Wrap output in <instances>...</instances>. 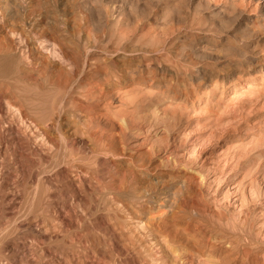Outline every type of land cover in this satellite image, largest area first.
Returning <instances> with one entry per match:
<instances>
[{
	"label": "rangeland",
	"instance_id": "374dc122",
	"mask_svg": "<svg viewBox=\"0 0 264 264\" xmlns=\"http://www.w3.org/2000/svg\"><path fill=\"white\" fill-rule=\"evenodd\" d=\"M261 4L0 0V264H264Z\"/></svg>",
	"mask_w": 264,
	"mask_h": 264
},
{
	"label": "bare ground",
	"instance_id": "6f19581e",
	"mask_svg": "<svg viewBox=\"0 0 264 264\" xmlns=\"http://www.w3.org/2000/svg\"><path fill=\"white\" fill-rule=\"evenodd\" d=\"M256 1V0H255ZM262 1V6L264 7V0H261ZM6 2V1H5ZM228 2V1H227ZM18 3V2H17ZM28 17V16H27ZM28 19H30L29 17H28ZM35 20V19H34ZM32 22V21H31ZM42 31V30H41ZM51 42V41H50ZM52 44V43H51ZM55 46V45H54ZM140 64V63H139ZM149 67V66H148ZM123 69V73H124V68H122ZM143 71H144V69H143ZM147 71H148V69H147ZM149 71H150V69H149ZM140 72V71H139ZM164 72V71H163ZM153 73V72H152ZM160 74V73H159ZM119 75V74H118ZM141 75V74H140ZM143 76V75H142ZM145 77H146V75H145ZM148 77V76H147ZM150 77V76H149ZM125 78V77H124ZM151 78V77H150ZM153 78V77H152ZM155 78V77H154ZM116 80V79H115ZM43 120V119H42ZM37 124V123H36ZM37 125H39V124H37ZM42 125V124H41ZM40 126V125H39ZM44 126V125H43ZM37 127V126H36ZM41 127V126H40ZM38 129H39V127H38ZM40 132V131H39ZM42 134H44V133H42ZM45 137V136H44ZM119 203V202H118ZM121 204V203H120ZM160 205H161V203H160ZM163 206V205H162ZM159 210V209H158ZM131 211V210H130ZM159 213V212H158ZM130 214V213H129ZM135 215H136V213H135ZM153 215V214H152ZM149 216V215H148ZM159 216H161V215H159ZM128 217V216H127ZM131 217V216H130ZM154 217V216H153ZM157 218H158V216H156ZM126 218V217H125ZM149 218V217H148ZM147 218V219H148ZM152 218V217H151ZM155 218V217H154ZM144 219H145V217H144ZM111 221V220H110ZM149 221V220H148ZM161 221V220H160ZM139 222V221H138ZM142 222V221H141ZM145 222V221H144ZM115 223V222H114ZM146 223V222H145ZM149 223H151V222H149ZM154 225V224H153ZM152 225V226H153ZM113 226H116V224L115 225H113ZM119 226V225H118ZM117 227V226H116ZM140 228V227H139ZM146 228V227H145ZM153 228V227H152ZM135 229V228H134ZM149 233H150V230H149ZM124 234V233H123ZM151 234V233H150ZM124 237V236H123ZM156 238V237H155ZM167 239V238H166ZM170 239V238H169ZM212 239H214V237L212 238ZM218 239V238H217ZM219 240H221L222 241V239H219ZM154 241V240H153ZM159 243V242H158ZM217 243H219V242H217ZM224 245H225V243H224ZM230 246H231V244H229ZM236 246H234V248H235ZM233 248V247H232ZM233 248V249H234ZM240 248V247H239ZM242 248V247H241ZM148 250V249H147ZM233 251V250H232ZM239 251V250H238ZM142 252H143V250H142ZM242 252H243V250H242ZM247 253V252H246ZM165 254H166V252H165ZM164 254V255H165ZM162 256V255H161ZM166 256H168V255H166ZM170 260H172L171 258H170ZM155 262V261H154ZM173 262V261H172ZM142 263V262H141ZM144 263V262H143ZM170 263H171V261H170Z\"/></svg>",
	"mask_w": 264,
	"mask_h": 264
}]
</instances>
